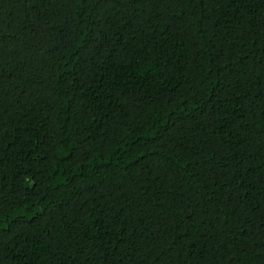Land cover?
Instances as JSON below:
<instances>
[{"label": "trees", "instance_id": "1", "mask_svg": "<svg viewBox=\"0 0 264 264\" xmlns=\"http://www.w3.org/2000/svg\"><path fill=\"white\" fill-rule=\"evenodd\" d=\"M0 264H264V0H0Z\"/></svg>", "mask_w": 264, "mask_h": 264}]
</instances>
